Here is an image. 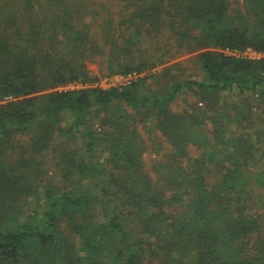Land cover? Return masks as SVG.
I'll return each mask as SVG.
<instances>
[{"label":"trees","instance_id":"16d2710c","mask_svg":"<svg viewBox=\"0 0 264 264\" xmlns=\"http://www.w3.org/2000/svg\"><path fill=\"white\" fill-rule=\"evenodd\" d=\"M247 48L264 0H0V264H264Z\"/></svg>","mask_w":264,"mask_h":264},{"label":"built area","instance_id":"2783aa9c","mask_svg":"<svg viewBox=\"0 0 264 264\" xmlns=\"http://www.w3.org/2000/svg\"><path fill=\"white\" fill-rule=\"evenodd\" d=\"M226 53L235 55L237 57H245V58H250V59H259L264 57L263 52L256 51L252 48H247L245 50H225ZM116 77H119L120 79H123V82L128 81L131 79V76H123V75H116ZM122 82V83H123ZM77 85L71 84L69 87H76Z\"/></svg>","mask_w":264,"mask_h":264},{"label":"rangeland","instance_id":"374dc122","mask_svg":"<svg viewBox=\"0 0 264 264\" xmlns=\"http://www.w3.org/2000/svg\"><path fill=\"white\" fill-rule=\"evenodd\" d=\"M89 67L93 72H95V73L98 72V69H99L98 64L92 63V64H89ZM123 81H124L123 79H120L119 77H116V75H113V76H109V77H102L100 80V85L107 87L110 85L120 84ZM66 117H67V120H69L68 116H66ZM153 159H154V156H151L149 154L145 155V164L148 168L150 167V164H151Z\"/></svg>","mask_w":264,"mask_h":264}]
</instances>
